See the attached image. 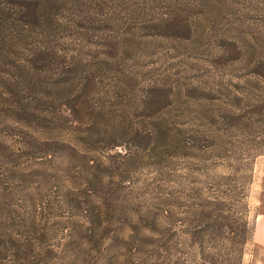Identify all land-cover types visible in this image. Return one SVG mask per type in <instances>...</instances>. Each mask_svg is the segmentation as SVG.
<instances>
[{"label":"trees","instance_id":"1","mask_svg":"<svg viewBox=\"0 0 264 264\" xmlns=\"http://www.w3.org/2000/svg\"><path fill=\"white\" fill-rule=\"evenodd\" d=\"M2 1H5V6L0 9V47L8 48L10 55L15 54L12 51L15 49L20 50L21 54L28 53L30 58L24 68L29 71L34 68L42 70L41 72L48 75L45 82H53L51 85L54 89L63 92L59 107L69 113L67 121L69 119L71 124L83 125V113L90 112L92 117L89 121L96 122L98 131L93 130L94 125L86 123L89 129H84L86 137H81L80 140L91 145L92 152L122 148L128 132L126 129H120L114 118H109V127L104 133L100 132L98 126L102 124L106 111L92 106L90 99L98 95L95 92L97 79L102 77L104 80L113 73L124 75L125 71L121 70L124 62L122 50H131L128 43L138 39V31L149 30L150 35L147 36H152L151 32L159 30L164 33L166 29L186 36L185 39H179H192L191 21L194 18L189 14V10L198 11L197 7H190L186 0ZM175 3L179 5H172ZM6 7H16L20 18L2 19L1 15L5 14ZM159 13L163 16L155 19L154 15ZM262 15L264 17V11ZM195 17H198L197 14ZM98 18L102 19V22L92 20ZM121 19H129V23L137 21L139 29L124 31V23L122 27L118 25ZM253 28H257V31L249 30L240 44L236 38L231 39L234 43L232 45L223 43L222 53L215 56L219 63L228 58L239 63L245 58V76L240 77L234 70L231 75L232 84L227 85L229 89H225V92L222 81L217 83V91L211 87L198 86L190 91L191 101L202 98L204 102L214 106L217 93L220 94V99L226 98L227 105L215 106V110L210 109L211 113L207 111L198 118L201 125H194L187 138L182 135L183 147L192 150L193 154H196V151L202 153L204 161L229 164L228 168L230 167L233 173L241 166L252 171L247 153L242 148L244 144L257 150L256 157L264 155V19H259ZM96 29L99 35L90 36ZM71 33L74 35L73 41H80L78 45L69 39ZM93 45L102 46V54L106 58L104 61L86 62L79 58L78 53L86 46ZM39 74L41 76L42 73ZM80 81L79 96L71 100L68 96L72 94L67 88L73 91L71 88ZM28 84L33 86L31 82ZM13 86L7 82L8 95L13 99L19 98L16 100L21 104V108H18L19 120L46 125L53 123L55 119H50L49 113L53 116L55 112L50 110L54 102L33 99V102L23 104L24 98L17 96ZM40 88L42 90L36 92L37 95L40 93L46 98L50 97V93L46 91L47 86ZM157 88L148 87L143 100L156 97ZM120 91L115 93L121 94ZM99 94L102 95L101 92ZM165 97L169 100L171 95L167 93ZM154 104V101L149 104L151 110ZM71 115L81 117L76 119ZM79 131L81 133V130ZM167 131L164 133L165 145L173 148L171 144L175 141L174 135L170 134V129ZM227 131L232 134L228 135ZM115 135L123 136L116 140ZM129 137L132 138V135H128ZM133 138L140 142V145L135 146L138 150L155 151L154 144L158 147L157 131L149 135L146 131L136 132ZM67 141L58 144L63 143L62 149H65L66 145H70ZM133 152L132 149L124 148L118 158L130 161ZM170 153L173 155V151ZM18 160L19 155L9 149L0 150V264H70L72 256H88L92 250H99L101 253L104 243L108 245L105 248L107 256L103 257L107 264L243 263L244 250L253 232L249 220L246 185L241 193V200H238L235 189H229V193L225 191L222 192L223 195L209 197L206 203L196 204L200 210L194 213L188 211V217H183L182 212L170 209L161 210L159 213L148 212V217L137 211L139 225H133L129 223L131 219H128L123 206H115L109 201L104 203V208L92 200L74 202L70 198L71 193L64 189L51 198L57 201L47 205L48 201L44 200L49 197L32 191L33 187L28 185L34 184V181L26 176ZM235 164L239 166L233 169ZM245 168L241 169V172ZM251 178L250 173L248 183ZM125 179H122L123 182ZM209 185L216 188L213 182ZM220 190L218 187L216 192H221ZM210 205L214 209H209ZM56 209L70 211L68 214L71 215L66 217L68 219L78 216L71 210L82 211L85 221L83 224L72 221L58 222L56 225L55 222L50 223L52 217H59L52 213ZM63 217L65 218L62 215ZM115 224L125 227L112 229L111 226ZM109 252L112 254L108 256ZM88 258L90 260L85 258L81 261L84 264H94L93 256Z\"/></svg>","mask_w":264,"mask_h":264},{"label":"rangeland","instance_id":"2","mask_svg":"<svg viewBox=\"0 0 264 264\" xmlns=\"http://www.w3.org/2000/svg\"><path fill=\"white\" fill-rule=\"evenodd\" d=\"M186 1L190 7L198 9L189 10V14L194 18L191 21L192 39L186 41L184 40L186 36L164 28L165 34L158 30L151 32L152 36H147L150 35L149 30L138 31V39L128 43L131 50L127 48L122 50L124 62L121 70L125 71L124 75L113 73L104 80L102 77L97 79L95 92L98 95L90 99L92 106L106 111L98 128L104 133L109 127V118H114L120 129H126L127 138H124L125 143L120 150L117 148L112 151L103 149L90 151L91 145L80 140L81 137H86L84 129L88 130V125H94L93 130L98 131L95 127L96 122L89 121L92 117L90 112L83 113V125L71 124L69 119L67 121L69 113L59 107L63 92L55 90L51 85L53 82L48 81V84L45 82L48 75L41 72L42 70L34 68L29 71L28 68H24L27 59L30 58L28 53L21 54L20 50L15 49L12 50L15 54L10 55L8 48L0 47V150L9 149L19 155L18 164L26 176L34 181V184L30 183L28 186L33 187L34 193L48 196L49 199L44 200L48 201L47 205L57 201L51 198L64 189L71 193L70 198L74 202L92 200L104 208V203L109 201L115 206H123L128 219H131L129 223L133 225H139L137 211L148 217L150 216L148 212L159 213L161 210L170 209L182 212L183 217H188L186 214L188 211L194 213L200 210L196 204L206 203L209 197L223 195L222 192L225 193L229 189H235L239 196L238 200H241V193L246 185L250 208L249 220L253 232L245 247L242 264H264V245L259 242L262 237L261 225L264 224V155L256 157L257 150L244 144L242 148L247 153L252 171L241 166L233 173L230 167L228 168L229 164L225 165L221 161H204L202 153L196 151V154H193L192 150L183 147L182 136L184 134L187 138L194 125H197L196 127L201 125L198 118L204 113L207 111L211 113L209 110L217 109L215 106L227 105L226 98L220 99V94L217 93L214 106L207 104L202 98L191 101L189 95L192 88L211 87L217 91V83L222 81L225 92L232 84L231 75L234 70L240 77L245 76V58L239 63L233 62L232 58L219 63L215 56L222 53L223 43L232 45L234 43L231 39L236 38L240 44L249 30L257 31V28L253 27L259 19H264L262 15L264 0ZM4 2L0 0V9L4 8ZM16 9L6 7L5 14L1 15L2 19H19ZM195 14L198 17H195ZM154 16L155 19H160L163 14ZM92 20L102 22L100 18ZM123 23L124 31L139 29L137 21L129 23V19H121L118 25L122 27ZM95 31H92L90 36L99 35L97 29ZM73 38L74 35L71 33L69 39L73 41ZM73 42L75 45L80 43L76 39ZM103 52L102 46L93 45L86 46L81 53H77L79 58L86 62L94 60L99 62L106 59ZM14 66L22 69L17 70ZM39 73H42L41 76ZM119 81L122 83L118 84ZM7 82L14 85L12 88L18 97L24 98L23 104L33 102V99L54 102L50 110L55 112L53 116L49 113V118L55 119L53 123L46 125L40 124L41 122L26 123L19 120L18 108H21V104L16 100L19 98L13 99L8 95ZM29 82L33 86L30 87ZM43 86H47L46 91L50 93V97L36 94ZM150 86L158 87L157 96L143 100ZM80 89L81 81L71 88L73 91L68 87L67 91L72 94L68 98L77 99L75 96H79ZM116 91H120L121 94H116ZM167 93L171 95L169 100L165 97ZM151 101L156 103L152 110L149 107ZM80 117L73 116L76 119ZM168 129L175 138L171 144L173 148L165 145L164 133H167ZM140 131H146L148 135L157 131L158 147L154 144L155 151L135 148L140 142L133 138V135ZM227 133L232 134L230 131ZM123 135L114 139L119 140ZM128 135H132V138H128ZM66 140L70 143V149L67 145L62 149L63 143L58 144ZM124 148L134 150L130 161L118 158ZM170 151H173V155ZM233 166L235 169L239 165ZM243 168L245 169L241 172ZM250 173L252 178L248 183ZM122 179H125V182ZM212 182L216 188L209 187ZM218 187L221 192H216ZM209 209L214 207L210 205ZM67 211V209L53 211L52 213L59 217H52L50 223L55 222V225L58 222L69 221L84 223L82 211L71 210L78 215L73 219L66 218L71 215L68 214L70 211ZM62 215L65 218H62ZM111 227L121 229L125 226L115 224ZM107 246L104 243L101 253L99 250H92L88 256H72L70 264H84L81 260L85 258L90 260L88 257L91 256L94 264H107L103 258L107 256L105 249ZM111 254L109 252L108 256Z\"/></svg>","mask_w":264,"mask_h":264},{"label":"crops","instance_id":"3","mask_svg":"<svg viewBox=\"0 0 264 264\" xmlns=\"http://www.w3.org/2000/svg\"><path fill=\"white\" fill-rule=\"evenodd\" d=\"M262 237L259 239V242L264 245V224L261 225Z\"/></svg>","mask_w":264,"mask_h":264}]
</instances>
